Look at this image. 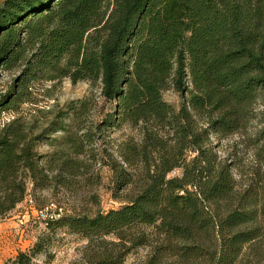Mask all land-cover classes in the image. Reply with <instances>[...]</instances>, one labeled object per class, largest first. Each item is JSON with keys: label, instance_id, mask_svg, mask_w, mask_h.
<instances>
[{"label": "trees", "instance_id": "1", "mask_svg": "<svg viewBox=\"0 0 264 264\" xmlns=\"http://www.w3.org/2000/svg\"><path fill=\"white\" fill-rule=\"evenodd\" d=\"M2 72L17 75L0 84V221L39 191L75 202L4 264L50 258L58 230L85 241L82 264H264V0H0ZM66 78L99 89L101 120L93 89L33 108ZM234 134L248 168L221 153ZM98 164L119 208L101 206Z\"/></svg>", "mask_w": 264, "mask_h": 264}, {"label": "rangeland", "instance_id": "2", "mask_svg": "<svg viewBox=\"0 0 264 264\" xmlns=\"http://www.w3.org/2000/svg\"><path fill=\"white\" fill-rule=\"evenodd\" d=\"M2 79L0 84L3 88H7L11 83L12 79L15 78L17 72L5 73L2 72ZM46 91L43 95H40L38 102L33 105V108H54L56 111L60 109H65L68 103L82 98L93 89L89 82H77L73 83L69 79H63L57 82H47L45 83ZM96 95L97 103L93 110L92 119L94 121H99L103 118L106 111L110 109L108 101L99 94V89H93ZM164 99L178 108L182 101L181 95L174 89L166 90L163 93ZM27 106V105H26ZM264 107V106H263ZM262 107V108H263ZM69 122V119H66ZM134 133L135 130H130L125 127L119 131H114L111 133L112 139H119L124 136L125 133ZM254 130L250 131L253 133ZM60 133L57 134L59 136ZM55 135L50 138H46L38 143L37 150L40 153H46L53 151L55 149V144L53 139ZM253 134H251L252 138ZM244 137L240 134H234L227 139L220 141V150L222 154H233L235 151L237 155L244 160L246 168L250 167L254 163V152L255 148L252 145V139H246L242 142ZM216 142V140H215ZM101 168L103 179L98 192L100 194L101 206L103 209L108 210L111 208H119L122 203L111 198L110 193L107 189L109 183V171L106 167L98 164ZM178 172V171H177ZM239 178V175L236 174ZM241 180V179H240ZM34 200L35 206H42L49 202H54L55 204L60 203L67 209H70L75 202L68 197L66 194H58L52 196L51 192L43 191L37 192L36 198L28 195L25 200L19 203L15 209H13L7 217L16 216L18 226L16 229L19 230L16 233V242L8 247H5L6 254L3 256V264L10 258H14L19 251H27L34 242L38 239V236L45 232V225L37 219L34 207H30L29 200ZM6 217V218H7ZM6 218L0 222L6 220ZM85 241L79 236L69 233L65 230H58L54 236V240L50 245L49 252L51 257H47L45 254H40L35 258V264H82L81 261V251ZM139 256L145 254L144 249L138 250ZM137 255H131L126 264H134Z\"/></svg>", "mask_w": 264, "mask_h": 264}, {"label": "crops", "instance_id": "3", "mask_svg": "<svg viewBox=\"0 0 264 264\" xmlns=\"http://www.w3.org/2000/svg\"><path fill=\"white\" fill-rule=\"evenodd\" d=\"M16 216L7 217L5 221L0 222V264H3V256L7 253L4 246L8 247L16 241V233L19 232Z\"/></svg>", "mask_w": 264, "mask_h": 264}, {"label": "built area", "instance_id": "4", "mask_svg": "<svg viewBox=\"0 0 264 264\" xmlns=\"http://www.w3.org/2000/svg\"><path fill=\"white\" fill-rule=\"evenodd\" d=\"M3 116H0V126L3 125L5 120H9L11 117L8 113H3ZM30 207H34L32 200H29ZM34 211L36 212L37 219L41 222H44L48 219H56L58 218L62 212L63 208L58 206L57 204H50L42 209H37L34 207Z\"/></svg>", "mask_w": 264, "mask_h": 264}]
</instances>
